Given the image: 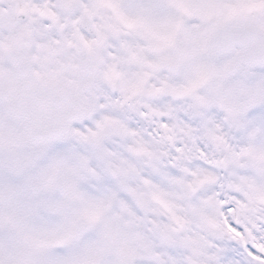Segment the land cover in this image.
<instances>
[{"label": "snow or ice", "instance_id": "snow-or-ice-1", "mask_svg": "<svg viewBox=\"0 0 264 264\" xmlns=\"http://www.w3.org/2000/svg\"><path fill=\"white\" fill-rule=\"evenodd\" d=\"M0 264H264V0H0Z\"/></svg>", "mask_w": 264, "mask_h": 264}]
</instances>
